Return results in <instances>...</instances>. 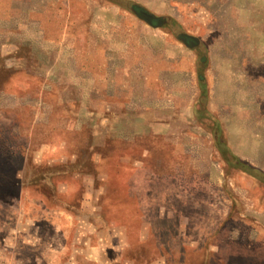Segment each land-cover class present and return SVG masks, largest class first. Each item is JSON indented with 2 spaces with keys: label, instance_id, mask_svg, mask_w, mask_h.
<instances>
[{
  "label": "rangeland",
  "instance_id": "374dc122",
  "mask_svg": "<svg viewBox=\"0 0 264 264\" xmlns=\"http://www.w3.org/2000/svg\"><path fill=\"white\" fill-rule=\"evenodd\" d=\"M0 264H264V0H0Z\"/></svg>",
  "mask_w": 264,
  "mask_h": 264
},
{
  "label": "water",
  "instance_id": "95a60500",
  "mask_svg": "<svg viewBox=\"0 0 264 264\" xmlns=\"http://www.w3.org/2000/svg\"><path fill=\"white\" fill-rule=\"evenodd\" d=\"M115 1V0H111ZM129 10L133 12L140 20L144 21L146 24L150 25L153 28H160L167 26L171 23L169 18L165 17H159L151 12H149L147 9H145L143 6H140L138 4H133L131 2L128 3ZM177 38L190 50L196 49L201 47V42L198 38L193 37L189 34L180 32L177 34ZM206 60L205 56L201 58L200 63H204ZM200 82L202 84H205L204 76H200ZM206 103L203 102V108L205 109Z\"/></svg>",
  "mask_w": 264,
  "mask_h": 264
}]
</instances>
